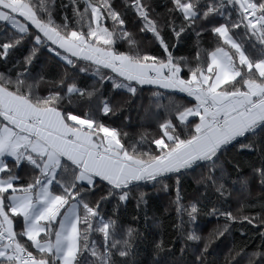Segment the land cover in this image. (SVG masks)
<instances>
[{
  "label": "snow or ice",
  "instance_id": "1",
  "mask_svg": "<svg viewBox=\"0 0 264 264\" xmlns=\"http://www.w3.org/2000/svg\"><path fill=\"white\" fill-rule=\"evenodd\" d=\"M146 86L164 115L130 133L114 118ZM252 184L264 0H0V264H264ZM148 189L174 193L176 241L142 261Z\"/></svg>",
  "mask_w": 264,
  "mask_h": 264
},
{
  "label": "trees",
  "instance_id": "2",
  "mask_svg": "<svg viewBox=\"0 0 264 264\" xmlns=\"http://www.w3.org/2000/svg\"><path fill=\"white\" fill-rule=\"evenodd\" d=\"M91 82V81H89ZM167 103V99L164 97H155L152 95V92L148 90L147 86L145 91L140 94L133 102L130 108L126 112L120 114L116 119L118 125L122 126L124 130L129 131L130 133L136 132L140 130L141 125H151L152 117L154 114H159V116L164 115L163 108H158L157 105H163ZM125 116H129L130 120L126 121ZM154 126V125H153ZM239 158L241 160H249L252 159V155L250 153H240ZM184 188L187 192L191 193L193 191V187L191 186V181H187L184 184ZM151 199L149 200V206L145 210L147 213V219H144L143 212L139 215L141 218L133 225L138 228L141 232L142 237L144 239L141 241L138 249V259L142 261H148L150 259V248L149 241L154 236H163L165 240L171 239L174 242L176 241V237L169 227L170 220L175 217L174 209L170 211H165L166 208H169V201L174 198V193L165 194L163 192H156L154 190L148 189ZM262 193L258 184H252L249 190L250 198H257ZM235 203L232 204L234 208ZM105 211L110 212L111 209H105ZM136 214L134 210V203H130L127 205L126 209H121L119 214L120 222L127 227L132 219L133 215ZM161 222V223H158ZM216 221L214 219H202L200 221V226L211 228L214 226ZM255 243L257 246L260 241L258 239L253 238L249 243Z\"/></svg>",
  "mask_w": 264,
  "mask_h": 264
}]
</instances>
